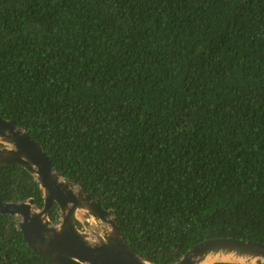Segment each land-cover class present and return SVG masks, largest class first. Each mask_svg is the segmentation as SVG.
Instances as JSON below:
<instances>
[{
  "label": "trees",
  "instance_id": "1",
  "mask_svg": "<svg viewBox=\"0 0 264 264\" xmlns=\"http://www.w3.org/2000/svg\"><path fill=\"white\" fill-rule=\"evenodd\" d=\"M0 116L150 260L264 242V0H0ZM0 195L44 206L20 165ZM0 264H51L3 213Z\"/></svg>",
  "mask_w": 264,
  "mask_h": 264
},
{
  "label": "water",
  "instance_id": "2",
  "mask_svg": "<svg viewBox=\"0 0 264 264\" xmlns=\"http://www.w3.org/2000/svg\"><path fill=\"white\" fill-rule=\"evenodd\" d=\"M20 165L36 179L44 198L7 201L0 213L17 217L31 249L51 264H159L134 250L117 217L52 163L45 148L13 118L0 116V166ZM57 203L59 222L50 217ZM81 226L84 228H81ZM264 264V242L215 237L190 247L173 264Z\"/></svg>",
  "mask_w": 264,
  "mask_h": 264
},
{
  "label": "rangeland",
  "instance_id": "3",
  "mask_svg": "<svg viewBox=\"0 0 264 264\" xmlns=\"http://www.w3.org/2000/svg\"><path fill=\"white\" fill-rule=\"evenodd\" d=\"M81 228H83L82 226H81ZM84 229V228H83Z\"/></svg>",
  "mask_w": 264,
  "mask_h": 264
}]
</instances>
